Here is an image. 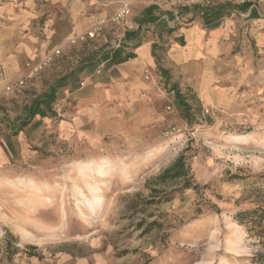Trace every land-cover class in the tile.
Instances as JSON below:
<instances>
[{
    "label": "rangeland",
    "instance_id": "rangeland-1",
    "mask_svg": "<svg viewBox=\"0 0 264 264\" xmlns=\"http://www.w3.org/2000/svg\"><path fill=\"white\" fill-rule=\"evenodd\" d=\"M226 1L244 0L204 4ZM195 2L182 0L181 10ZM253 4L260 21L237 8L226 18L236 29L233 53L216 70L219 94L202 98L179 72L145 67L159 113L150 130L70 132L74 79L47 118L26 121L29 96L45 95L61 79L54 73L0 98V264H246L255 245L233 221L236 203L264 201V0ZM167 30L154 34L163 69L174 40ZM176 94L191 106L188 118ZM187 150L189 179H163ZM8 244L20 253L12 257Z\"/></svg>",
    "mask_w": 264,
    "mask_h": 264
},
{
    "label": "crops",
    "instance_id": "crops-1",
    "mask_svg": "<svg viewBox=\"0 0 264 264\" xmlns=\"http://www.w3.org/2000/svg\"><path fill=\"white\" fill-rule=\"evenodd\" d=\"M100 1L107 2L106 6H98L90 0H0V64L6 80L15 82L25 78L29 74L28 65L36 66L60 51L61 55L54 64L38 74L29 85L38 88L42 79L54 73L61 79L51 87L67 80L57 90L58 98L66 92L64 87L70 79L76 81L69 90L73 92L75 105L70 132L81 129L84 134H90L93 127L101 126H129L137 133L144 128L150 130L157 126L159 119L157 92L144 80L143 72L148 66L156 73L154 34L168 26L165 21L148 23V19L171 13V20H174L183 14L181 11L185 7L181 10L182 0H134L131 21L139 29L124 34L121 27L111 21L121 0ZM195 1L201 5H205V1L209 3V0ZM152 7L157 9L150 15L147 12ZM232 10L234 8L209 26H205L203 20L187 15L164 54L167 63L164 70L172 74L179 72L194 84L195 93L202 98L219 94L212 87L216 84L215 79L221 78L216 70L220 71L222 64L227 62L223 56L233 53L231 37L236 28L226 19ZM252 19L260 21V12ZM101 21L108 22L95 39L72 43L94 30ZM141 28L146 29L144 37H141ZM139 38L141 43L135 46L134 42ZM118 42L123 48L112 51V46ZM75 61L78 64H73ZM66 66L71 67L70 74L58 76L61 70L66 71ZM261 79L264 81V72ZM80 84L83 88H78ZM33 103L28 108L26 121L31 120L28 118ZM43 110L46 115L38 114L35 118L45 119L52 112V109Z\"/></svg>",
    "mask_w": 264,
    "mask_h": 264
},
{
    "label": "trees",
    "instance_id": "trees-1",
    "mask_svg": "<svg viewBox=\"0 0 264 264\" xmlns=\"http://www.w3.org/2000/svg\"><path fill=\"white\" fill-rule=\"evenodd\" d=\"M232 8H237L242 12H249L250 17L252 18H256L259 16L258 9L253 8L252 4L247 2L237 6H233V4H231L230 2L219 3L214 6L196 4L191 8L185 7L183 9V12L184 14H191L192 18L200 16V18L203 20L204 25L209 26L223 19L227 15V12ZM154 9L157 8L152 7L147 13L151 15V12ZM166 14L170 16V19L172 18L171 13ZM163 15L164 14H162L161 16ZM161 16H151L148 19V23L157 24L161 22ZM167 29L168 34H173L176 31V28ZM140 43L141 41L137 44V46H139ZM180 44L184 45L183 40H180ZM153 56L157 59V63L159 64L158 69L161 75L168 77V71L164 70L160 66V58L156 54V47H154ZM66 82L67 80H63L61 83L63 85ZM61 83L60 85L51 87L45 95L39 97L38 100L34 101L33 106L30 110V116L28 120L34 118L38 114H40L41 116H45L46 112H44V108H47L49 110L52 109L57 100V90L62 87ZM176 99L179 107L183 110L184 117L188 118L192 110L191 106L184 101L183 97L180 94H176ZM188 153L189 152L187 150L179 155L174 163L171 164L166 170H164L162 178L166 180L189 179L191 169L188 163L190 157L188 156ZM185 189H192V185L187 184ZM173 199V195L170 194L165 198V202H171ZM236 207L237 211L233 216V221L244 229L248 239H250L255 245L254 253L251 257L245 260L246 264H264V201L249 203V205L244 202H237ZM7 249L12 257L20 253L19 250L13 249L10 244H8Z\"/></svg>",
    "mask_w": 264,
    "mask_h": 264
},
{
    "label": "built area",
    "instance_id": "built-area-1",
    "mask_svg": "<svg viewBox=\"0 0 264 264\" xmlns=\"http://www.w3.org/2000/svg\"><path fill=\"white\" fill-rule=\"evenodd\" d=\"M256 1H261V0H244L242 4L244 3H251L253 7V3ZM132 1L131 0H121L118 2V10L116 14L112 18V22L118 24L121 27V30L125 34L126 32L129 31H136L139 28L131 21V15H132ZM254 8V7H253ZM186 17V16H185ZM188 17H192V15H188ZM162 21H165L168 25L169 28H176L177 25L182 24L184 21V17L180 15L177 19L175 18L174 20H171L167 15H163L161 18ZM106 24L105 21L99 22L98 26L90 31L87 32L86 34L81 35L78 37L76 40H73L72 43H76L77 41H87V40H92L95 39L97 34L102 32L104 25ZM141 37H144L146 34V29L141 28ZM141 41V38L136 40L134 42V45L136 46L139 42ZM123 48V45L121 42L116 43L115 45L112 46V51L120 50ZM61 55L60 51H57L53 56L48 57L46 60L41 62L40 64L36 66H31L28 65L29 67V74L22 79H19L15 82H7L6 76L4 69L2 65L0 64V98L8 95V94H13L15 92H20L23 90H27L29 83L42 71L50 67L51 65L54 64L55 60L57 57ZM174 93V92H173ZM31 98V101H36L39 99V95L37 94H31L29 96ZM169 110L171 107L168 108ZM54 111L58 114L61 115L62 113V107L60 105H57ZM206 113H209V110H206Z\"/></svg>",
    "mask_w": 264,
    "mask_h": 264
}]
</instances>
